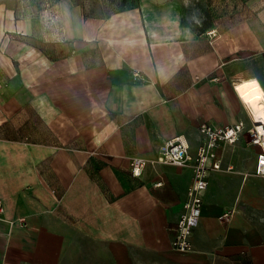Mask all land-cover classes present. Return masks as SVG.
Returning <instances> with one entry per match:
<instances>
[{
  "label": "crops",
  "instance_id": "obj_1",
  "mask_svg": "<svg viewBox=\"0 0 264 264\" xmlns=\"http://www.w3.org/2000/svg\"><path fill=\"white\" fill-rule=\"evenodd\" d=\"M177 6H0V264H264L259 146L247 168L220 147L188 252L172 239L191 166L130 168L172 139L195 157L203 123L253 125L236 85L264 87V0L208 27Z\"/></svg>",
  "mask_w": 264,
  "mask_h": 264
},
{
  "label": "built area",
  "instance_id": "obj_2",
  "mask_svg": "<svg viewBox=\"0 0 264 264\" xmlns=\"http://www.w3.org/2000/svg\"><path fill=\"white\" fill-rule=\"evenodd\" d=\"M210 34L216 35L213 31ZM245 125L239 121L230 126H216L210 123H203L200 130L205 136V141L199 147L197 155L191 156L189 147L180 139L169 140L161 149L157 159H147L144 157H134L130 161V168L133 175H142L147 165L152 163H168L180 167L191 166L194 173L193 183L188 191V199L184 204V212L177 221L172 239V246L180 252L192 250V235L198 227L202 215L203 198L209 186L210 172L222 168V159L219 154L220 147L225 144L236 143ZM253 145L261 148L258 153L255 173L264 177V137L260 133L258 126L254 124L248 130ZM4 203L0 198V212ZM232 217V212H227L222 216V220Z\"/></svg>",
  "mask_w": 264,
  "mask_h": 264
},
{
  "label": "rangeland",
  "instance_id": "obj_3",
  "mask_svg": "<svg viewBox=\"0 0 264 264\" xmlns=\"http://www.w3.org/2000/svg\"><path fill=\"white\" fill-rule=\"evenodd\" d=\"M64 0H0V6L15 9L20 16L35 13H52L59 10L60 3ZM76 6L82 9L87 17H107L113 13L133 7L178 5L182 8L184 20L188 24H199L208 27L215 21H228L233 15L241 17L249 2L254 0H72ZM177 6V7H178ZM258 1L251 6V10H258ZM198 21V22H197ZM249 132L241 137L236 145H229L225 150V156H241L244 158L243 168H247L248 162L256 158L257 147L251 145ZM252 166V165H251ZM251 170H254L253 167Z\"/></svg>",
  "mask_w": 264,
  "mask_h": 264
},
{
  "label": "bare ground",
  "instance_id": "obj_4",
  "mask_svg": "<svg viewBox=\"0 0 264 264\" xmlns=\"http://www.w3.org/2000/svg\"><path fill=\"white\" fill-rule=\"evenodd\" d=\"M238 96L248 109L251 120L264 137V87L257 78L243 79L236 85Z\"/></svg>",
  "mask_w": 264,
  "mask_h": 264
}]
</instances>
